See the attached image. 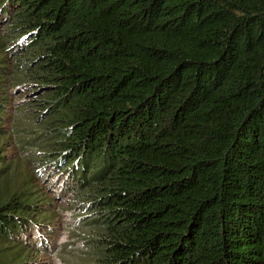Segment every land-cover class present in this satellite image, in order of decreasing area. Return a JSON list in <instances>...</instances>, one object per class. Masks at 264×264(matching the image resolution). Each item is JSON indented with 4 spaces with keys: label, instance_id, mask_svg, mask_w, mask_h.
<instances>
[{
    "label": "trees",
    "instance_id": "trees-1",
    "mask_svg": "<svg viewBox=\"0 0 264 264\" xmlns=\"http://www.w3.org/2000/svg\"><path fill=\"white\" fill-rule=\"evenodd\" d=\"M46 174L84 264H264V0H0V264L56 254Z\"/></svg>",
    "mask_w": 264,
    "mask_h": 264
},
{
    "label": "rangeland",
    "instance_id": "rangeland-1",
    "mask_svg": "<svg viewBox=\"0 0 264 264\" xmlns=\"http://www.w3.org/2000/svg\"><path fill=\"white\" fill-rule=\"evenodd\" d=\"M28 97H36L33 94H29L28 96H21V98ZM16 130V141H19L27 132H30V126L27 124L24 116L20 118L17 123ZM24 146V156H28V152L25 150L28 149L25 143H20ZM14 150V147H10L9 151ZM48 174L42 180V185L44 188V184L51 183V189H46L48 194L54 195L53 202L55 204V208L58 209V215L56 220L57 223V241H58V250L54 256L51 258H47L50 263L48 264H84L89 260L90 253L88 251L92 247L91 242L86 241V236L82 235V232L86 231L85 226L81 225V223L86 219L83 216H80L77 213L76 203H71L72 198L70 197L69 192L62 193V189L59 188V179H54L50 181V177H47ZM60 193V194H59ZM58 195V196H57ZM86 211L84 212V214ZM83 214V213H82ZM77 226V228H75ZM42 258V257H40ZM42 264V263H41Z\"/></svg>",
    "mask_w": 264,
    "mask_h": 264
}]
</instances>
